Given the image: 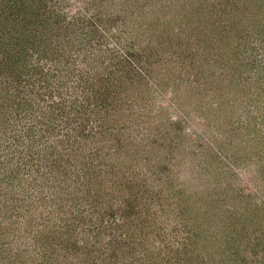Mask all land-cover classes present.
<instances>
[{
    "label": "rangeland",
    "instance_id": "374dc122",
    "mask_svg": "<svg viewBox=\"0 0 264 264\" xmlns=\"http://www.w3.org/2000/svg\"><path fill=\"white\" fill-rule=\"evenodd\" d=\"M59 1L69 17L82 15L84 32L92 39L87 67L90 80L96 78L82 108L89 114L82 117L86 124L77 127L89 132L78 134L83 149L67 148L62 156L59 145L58 158L79 163L68 173L75 176L94 160L106 202L113 196L112 201H122L127 195L123 187L133 196L141 187L146 190L138 199L145 195L141 203L147 206L148 231L152 225L148 235L161 247L175 242L184 247L190 241L183 252L193 250L194 258H208V264H264V0ZM222 17L232 36L219 41L220 47L231 45L221 49L223 54L219 50V65L205 38L212 35L210 24L218 25ZM239 29L245 30L238 42L245 47L240 57ZM244 79L247 85L238 90ZM56 85L42 89V95L46 101L58 99L55 113L67 116L53 115L50 144L61 142L80 123L73 107L79 104L75 98L83 101L73 85L63 97ZM9 139L0 148L1 173L19 156L12 153L15 143ZM155 165L165 167L163 173L147 174ZM23 171L30 179L29 171ZM36 179L40 186L42 178ZM39 186L26 187L21 194L13 188L25 198L18 205L25 207L0 208V264H39L36 246H42L47 226L40 223L50 208L38 202L45 193ZM6 188L2 191L11 189ZM118 216L107 215L106 221ZM157 226H166V231L153 236ZM226 250L233 253L224 260Z\"/></svg>",
    "mask_w": 264,
    "mask_h": 264
},
{
    "label": "trees",
    "instance_id": "16d2710c",
    "mask_svg": "<svg viewBox=\"0 0 264 264\" xmlns=\"http://www.w3.org/2000/svg\"><path fill=\"white\" fill-rule=\"evenodd\" d=\"M78 14L69 17L61 9L59 0H0V148L3 147L2 141L6 142L10 138L15 143L12 153H19L18 160L8 165L7 173H1L3 165L0 163V208L13 206L18 210V207H25L27 204L18 205L25 198L13 191V188L18 187L16 180H19L18 193L21 194L24 188L31 185L38 188L36 177L42 178L39 187L41 193H45L40 194L38 202L47 203L50 208L49 215L40 223L41 226L47 224L42 246L37 247L32 243L40 250L39 264H208V258H194L193 250L191 253L183 252L190 241L184 247L175 242L177 248L170 251L174 243L171 247H161L159 241L150 238L148 232L152 225L148 231L146 222L149 215L144 211L147 206L141 203L145 195H139L138 199V194L146 191L142 187L135 196L129 195L127 187H123L122 191H126L127 195L124 194L122 201H112L115 199L113 196L106 202L101 200L98 186L101 184L100 173L95 175L93 172L94 160H88L89 166L83 165L77 175L71 176L69 169L77 167L79 163L57 157L59 145H63L62 156L69 149L71 152L77 148L82 150L84 145H81L79 135L85 137L89 134L85 133V129L79 131L77 127L82 128L86 124L82 117L89 114L82 108H86L85 100L92 93L91 85L96 84V78L90 80L91 74L87 67L91 54L87 46L92 43V39L84 32L86 24L80 22L82 15ZM222 18L217 19L218 25L215 22L211 26L209 22L205 24V32L210 26L212 34L205 38L210 39L208 48L214 54L210 56L217 55L219 65L223 54L221 49L231 46L223 44L220 47L219 41L224 42L232 36L228 21ZM214 27L219 29L218 32L214 31ZM93 28L96 33L102 34L98 26L94 25ZM244 31L239 29L236 33L239 57L245 52L243 42L238 43L243 39ZM255 31L258 32L257 29ZM73 78H76L72 84L77 89L76 94H79V90L83 94V101L75 98V101H79V107H73L80 123L74 121L75 126L61 142L50 144L49 138L55 136L53 119L57 115H66V112L55 113L60 101H46L42 89L50 90L58 83L56 86L62 89L60 97H63L64 92L70 91L72 85L69 83ZM259 82L262 84V81ZM238 83L241 85L236 88L240 90L242 85H247V79ZM96 93L100 94V91ZM242 96L245 94L242 93ZM44 102H47V108ZM169 124L174 126L177 122L170 121ZM155 129L160 130L157 126ZM168 135L172 137L173 134L168 131ZM46 137L47 141H44ZM160 145L164 149V144ZM23 168L29 171L30 179L23 176ZM150 170H147V174L157 176L163 173L165 167L155 165ZM4 188L11 189L3 192ZM52 204L59 205L58 209ZM115 214L119 216L108 223L107 215ZM183 216L184 211L179 214L181 219ZM130 219L136 223H131ZM155 230L157 233L153 236L164 233L166 226H157ZM232 253L226 250L223 259L226 260Z\"/></svg>",
    "mask_w": 264,
    "mask_h": 264
}]
</instances>
